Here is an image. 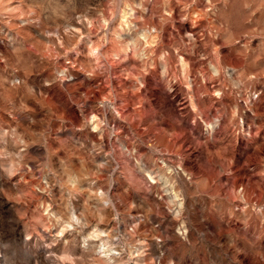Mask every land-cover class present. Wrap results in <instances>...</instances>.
<instances>
[{
	"label": "rangeland",
	"instance_id": "374dc122",
	"mask_svg": "<svg viewBox=\"0 0 264 264\" xmlns=\"http://www.w3.org/2000/svg\"><path fill=\"white\" fill-rule=\"evenodd\" d=\"M0 264H264V0H0Z\"/></svg>",
	"mask_w": 264,
	"mask_h": 264
}]
</instances>
